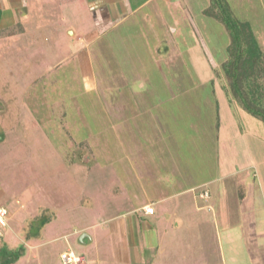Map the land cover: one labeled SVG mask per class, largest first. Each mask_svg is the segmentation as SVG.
Instances as JSON below:
<instances>
[{"label": "rangeland", "instance_id": "374dc122", "mask_svg": "<svg viewBox=\"0 0 264 264\" xmlns=\"http://www.w3.org/2000/svg\"><path fill=\"white\" fill-rule=\"evenodd\" d=\"M223 1L264 49V0ZM177 2L179 17L144 8L96 40L82 32L90 19L48 3L14 27L16 41L0 39V250L15 252L12 264H61L67 249L84 264L131 263L129 231L107 229L123 232L126 198H156L172 181L199 184L202 208L178 230L166 219L156 259L138 240L139 260L254 264L241 198L264 188V122L229 91L230 36L211 1Z\"/></svg>", "mask_w": 264, "mask_h": 264}, {"label": "crops", "instance_id": "0c3cea01", "mask_svg": "<svg viewBox=\"0 0 264 264\" xmlns=\"http://www.w3.org/2000/svg\"><path fill=\"white\" fill-rule=\"evenodd\" d=\"M63 1L65 0H0V39L6 38L8 41H16L18 39V34L14 32V27H18V29L23 31L21 27H23L26 21L29 20L31 13L38 11L42 12L48 3L62 4L73 13L78 12V16H80L82 20L90 19L91 23L89 26H86L82 32L89 37L91 36V39L93 40H96L99 35H103L107 31L120 26V24L126 23L130 16L138 14L144 8L149 9L156 19L160 18V10L161 8L163 9V7L170 9L173 12V15L175 14L178 17L179 14L181 15L178 7V0H66L68 3H63ZM143 17H145V15ZM146 17L148 19V17L151 16L150 14H147ZM5 27H12V30L10 29L11 31L4 32L3 29ZM70 33L71 36L75 35L77 39L81 38V36L75 34L74 31ZM2 131V120L0 119V134ZM210 182L211 181H201L199 183L209 184ZM167 183L169 189L173 186L178 187L176 190H173L175 189L174 187L171 189L173 191L168 193L163 192L162 194L161 192V195L156 198H147L144 202H130L129 198H126L125 201L130 207L126 212V218L128 221H125L123 232L121 225H113L112 230L109 228L107 229L108 234L112 238L113 233H124V235H126L129 231V251L135 252V254H137V259L131 263L126 262L125 264H143L142 261L139 260L140 256L137 253L139 249L138 246L141 245V250L145 251H149L152 247V250H155L156 252L153 254V257L156 259L157 253L162 250V248L158 246L159 232L167 229L163 228L167 223L166 219H172V230H178L185 223L184 219L185 221L186 219H190L187 220L188 224L189 222L193 223L194 218H197V213L201 210L202 206L198 205L196 202L197 195L194 193V187L199 184H190V181H172V183ZM158 186L160 188L166 186V184L159 182L156 187ZM6 194V190L0 184V201H2L1 199L4 197L8 198ZM123 194L125 195V193ZM201 194L203 193L201 192L199 194L200 198L207 199L208 194L206 197L201 196ZM256 199L258 202L264 203V188L261 189L258 185L250 195L241 198L244 208L249 207L251 209L248 216L251 221L248 223L250 227H252L250 233L253 234L251 239L248 237L249 233L247 234V240L252 243L245 248L250 251V257L254 264H264V213L262 218L257 217L258 214L256 211L258 205H256L255 208V204H253L256 202ZM169 202H173V205L166 206ZM251 202L253 205H250ZM155 203H159L160 210L155 208ZM148 206L153 208V213L150 214L144 211V207ZM0 207L5 208L3 205H0ZM1 232L2 239L4 240L3 228L1 229ZM245 232H247V230H245ZM136 233L140 234L139 239L138 237L135 238ZM172 233L173 231L169 234V237L174 239L175 234ZM28 239L31 238L27 237L24 241H27ZM138 240H140V245L137 246ZM1 245L2 244L0 243V246ZM112 247H114L115 250L114 243H112ZM155 259H151L148 263L146 261L144 264H155Z\"/></svg>", "mask_w": 264, "mask_h": 264}, {"label": "trees", "instance_id": "16d2710c", "mask_svg": "<svg viewBox=\"0 0 264 264\" xmlns=\"http://www.w3.org/2000/svg\"><path fill=\"white\" fill-rule=\"evenodd\" d=\"M210 1L230 36L229 57L222 63L229 91L243 110L264 122V49L249 21L234 17L223 0ZM3 249L0 264L14 263L15 252Z\"/></svg>", "mask_w": 264, "mask_h": 264}, {"label": "built area", "instance_id": "2783aa9c", "mask_svg": "<svg viewBox=\"0 0 264 264\" xmlns=\"http://www.w3.org/2000/svg\"><path fill=\"white\" fill-rule=\"evenodd\" d=\"M207 193L201 194V196L206 197ZM144 211L146 213H153V208L151 206L144 207ZM7 215V211L5 208L0 207V226L5 225V216ZM60 260L61 264H84L85 260L82 255L77 254L72 249L64 250L62 253H60Z\"/></svg>", "mask_w": 264, "mask_h": 264}]
</instances>
